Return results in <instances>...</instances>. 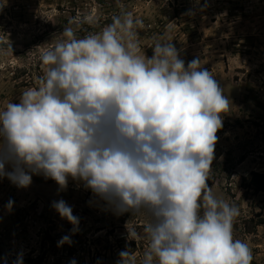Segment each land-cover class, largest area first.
I'll return each mask as SVG.
<instances>
[{
  "label": "clouds",
  "instance_id": "clouds-1",
  "mask_svg": "<svg viewBox=\"0 0 264 264\" xmlns=\"http://www.w3.org/2000/svg\"><path fill=\"white\" fill-rule=\"evenodd\" d=\"M139 26L131 13L83 37L67 26L42 51L38 86L0 110V178L27 188L43 175L63 190L71 177L117 215L144 213L141 264H251L249 246L233 238L239 208L208 184L230 101L199 59L185 66L172 39L146 56ZM51 207L79 230L66 201ZM66 243L69 235L58 246ZM118 264L136 262L127 250Z\"/></svg>",
  "mask_w": 264,
  "mask_h": 264
},
{
  "label": "rangeland",
  "instance_id": "rangeland-1",
  "mask_svg": "<svg viewBox=\"0 0 264 264\" xmlns=\"http://www.w3.org/2000/svg\"><path fill=\"white\" fill-rule=\"evenodd\" d=\"M125 13L142 21L138 40L146 56L157 40L172 39L185 66L199 59L228 97L208 184L239 208L233 238L249 246L251 264H264V179H254L264 176V0H0V110L38 86L40 55L63 39L65 27L83 37ZM61 199L79 218L75 234L51 207ZM147 223L144 213L115 214L71 177L63 190L43 175H33L27 188L0 178V264L21 257L22 264H118L127 250L141 264ZM65 235L72 244L58 246Z\"/></svg>",
  "mask_w": 264,
  "mask_h": 264
},
{
  "label": "trees",
  "instance_id": "trees-1",
  "mask_svg": "<svg viewBox=\"0 0 264 264\" xmlns=\"http://www.w3.org/2000/svg\"><path fill=\"white\" fill-rule=\"evenodd\" d=\"M255 178H256V179H264V176L256 174V175H254V179H255ZM256 188L259 189V188H261V187L257 186Z\"/></svg>",
  "mask_w": 264,
  "mask_h": 264
}]
</instances>
